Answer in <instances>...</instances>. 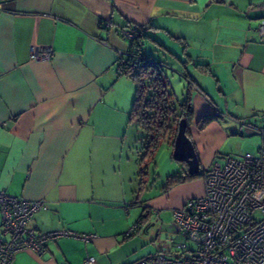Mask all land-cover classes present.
I'll use <instances>...</instances> for the list:
<instances>
[{"label": "crops", "instance_id": "1", "mask_svg": "<svg viewBox=\"0 0 264 264\" xmlns=\"http://www.w3.org/2000/svg\"><path fill=\"white\" fill-rule=\"evenodd\" d=\"M261 23L264 0H0V190L46 202L30 221L39 232L95 235L61 237L41 254L18 251L10 264H87L88 256L132 264L150 256L123 249L142 215L147 223L204 193L201 175L184 180L187 167L176 161L180 171L167 179L181 181L145 196L158 149L140 174L146 135L131 120L135 83L118 70V52L129 47L123 29H142L141 51L166 77L170 68L184 75L201 170L257 153L260 135L243 127H264ZM33 46L53 54L34 60ZM204 115L217 117L199 128Z\"/></svg>", "mask_w": 264, "mask_h": 264}, {"label": "built area", "instance_id": "2", "mask_svg": "<svg viewBox=\"0 0 264 264\" xmlns=\"http://www.w3.org/2000/svg\"><path fill=\"white\" fill-rule=\"evenodd\" d=\"M264 39V23L259 25ZM131 41L139 40L136 26L123 29ZM53 54L51 47L30 49L34 60H45ZM138 62L128 47L117 55L120 65L128 67ZM245 125L243 130L257 133L261 142L257 153H245L240 158L227 156L200 170L204 182L201 196L187 199L183 206L171 212L173 228L183 241L175 255L157 252L132 264H264V127ZM47 209L43 199L29 200L0 190V264H10L15 253L30 250L44 252L46 245L61 237H73L85 242L94 234L76 233L67 229L39 232L30 221L33 215ZM258 211L261 218L255 217ZM131 228L127 233L133 231ZM126 233V234H127ZM187 242L192 246L188 247ZM94 262L93 257L85 260Z\"/></svg>", "mask_w": 264, "mask_h": 264}, {"label": "trees", "instance_id": "3", "mask_svg": "<svg viewBox=\"0 0 264 264\" xmlns=\"http://www.w3.org/2000/svg\"><path fill=\"white\" fill-rule=\"evenodd\" d=\"M139 40L143 41L145 36L140 27ZM138 41H131L129 44L130 51L136 56L138 62L131 63L128 67L120 65L121 70L132 78L135 83V97L131 109V120H133L145 133L146 145L145 151L141 156L142 167L140 174H145L147 162H149L163 141H168L173 146L174 138L177 132L178 123L182 118L190 123L193 118V112L188 96L183 100L174 102V95L170 89L169 82L164 74V67L148 55L141 51L143 45ZM217 117L216 115H204L198 122V127L202 128L208 121ZM187 133V130H186ZM188 135V133H187ZM200 176L189 175L186 173L184 180H190ZM181 181V177L176 175L167 179L164 189H168L174 184ZM147 215H142L138 224H144ZM137 230L125 234L126 237L133 235Z\"/></svg>", "mask_w": 264, "mask_h": 264}, {"label": "rangeland", "instance_id": "4", "mask_svg": "<svg viewBox=\"0 0 264 264\" xmlns=\"http://www.w3.org/2000/svg\"><path fill=\"white\" fill-rule=\"evenodd\" d=\"M144 41L145 40H143V46ZM149 45L150 42L147 41L146 46L144 47V50L148 52L147 54H150L147 49ZM152 56L159 60L161 57L158 53H154ZM165 67H168V65ZM171 70V68L166 70V74L170 89L175 98L174 102L177 104V100H183L184 86L187 84V81L184 78V75L181 76L177 71ZM253 139H258V136L253 137ZM171 154L172 149L168 144V141H163L154 156L155 163H151L148 166V174L146 176L147 188L144 190L146 193L145 196H155L154 199L158 198V194H162V188L167 184V175L172 174L173 172V174H178L176 172L180 171V163L173 160ZM254 215L258 219L261 218L258 211H255ZM171 218V212L169 213L166 209L161 210V213L152 215L147 223L141 225L139 231L132 236L133 238L130 237L132 240L126 244L123 249L134 259L153 255L157 252L175 255L176 252L180 250L178 244L183 241V238L172 228ZM187 246L190 247L192 244L187 242ZM89 257L93 256H88L86 259Z\"/></svg>", "mask_w": 264, "mask_h": 264}, {"label": "water", "instance_id": "5", "mask_svg": "<svg viewBox=\"0 0 264 264\" xmlns=\"http://www.w3.org/2000/svg\"><path fill=\"white\" fill-rule=\"evenodd\" d=\"M187 126V120L182 118L178 123L174 138L172 158L175 161L185 163L189 175H196L200 173V165L193 143L186 133Z\"/></svg>", "mask_w": 264, "mask_h": 264}]
</instances>
